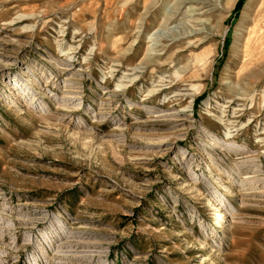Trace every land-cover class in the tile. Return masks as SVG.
I'll return each mask as SVG.
<instances>
[{
    "label": "rangeland",
    "instance_id": "obj_1",
    "mask_svg": "<svg viewBox=\"0 0 264 264\" xmlns=\"http://www.w3.org/2000/svg\"><path fill=\"white\" fill-rule=\"evenodd\" d=\"M0 264H264V0H0Z\"/></svg>",
    "mask_w": 264,
    "mask_h": 264
}]
</instances>
